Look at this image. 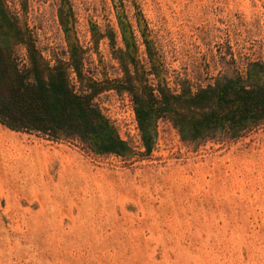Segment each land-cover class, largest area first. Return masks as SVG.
I'll use <instances>...</instances> for the list:
<instances>
[{"label": "rangeland", "instance_id": "374dc122", "mask_svg": "<svg viewBox=\"0 0 264 264\" xmlns=\"http://www.w3.org/2000/svg\"><path fill=\"white\" fill-rule=\"evenodd\" d=\"M8 4L45 55L81 47L97 78L123 76L114 58L125 48L123 28L137 40L136 58L154 61L173 88L214 82L230 51L243 68L264 61V0ZM96 101L126 155L0 122V264H264V126L195 144L160 118L145 137L129 92Z\"/></svg>", "mask_w": 264, "mask_h": 264}, {"label": "trees", "instance_id": "16d2710c", "mask_svg": "<svg viewBox=\"0 0 264 264\" xmlns=\"http://www.w3.org/2000/svg\"><path fill=\"white\" fill-rule=\"evenodd\" d=\"M125 31V48L114 56L123 76L97 78L92 68L85 70L92 60L81 47L45 55L27 22L8 0H0V122L54 140L79 141L97 154L126 155V141L96 101L102 92L117 90L130 93L145 137L160 118L171 120L182 139L195 144L238 139L264 126V80L257 75L264 70L256 68L264 69V61L243 68L244 60L230 51L221 55L228 68L214 82L173 88L163 83L154 61L149 67L136 58L137 40L132 35L128 42ZM18 45L27 49L23 59L15 56Z\"/></svg>", "mask_w": 264, "mask_h": 264}]
</instances>
